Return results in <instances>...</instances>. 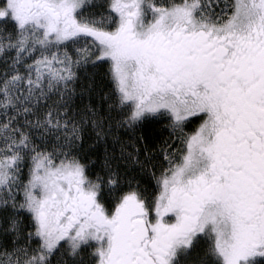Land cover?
Instances as JSON below:
<instances>
[{
    "label": "snow or ice",
    "instance_id": "6c2138e0",
    "mask_svg": "<svg viewBox=\"0 0 264 264\" xmlns=\"http://www.w3.org/2000/svg\"><path fill=\"white\" fill-rule=\"evenodd\" d=\"M0 264H264V0H0Z\"/></svg>",
    "mask_w": 264,
    "mask_h": 264
}]
</instances>
